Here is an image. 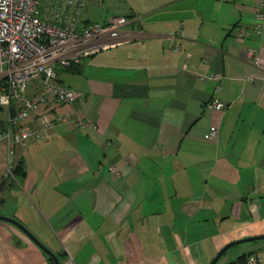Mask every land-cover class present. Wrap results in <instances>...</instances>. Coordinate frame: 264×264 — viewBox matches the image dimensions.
<instances>
[{
  "label": "crops",
  "instance_id": "0c3cea01",
  "mask_svg": "<svg viewBox=\"0 0 264 264\" xmlns=\"http://www.w3.org/2000/svg\"><path fill=\"white\" fill-rule=\"evenodd\" d=\"M258 3L123 0L115 8L110 0L112 11L98 21L127 17L130 39L81 58L78 71L60 69L59 80L79 97L50 111L89 117L97 127L54 124L45 138L19 147L26 175L14 178L0 143V214L26 225L61 264H208L229 242L264 235ZM238 26L246 28L243 38ZM251 47L260 65L246 59ZM209 72L221 77L197 76ZM214 98L225 108L210 107ZM214 125L218 137L210 136ZM110 164L122 174L114 176ZM249 252L264 262V238L232 245L216 264ZM0 264L53 263L20 227L0 219Z\"/></svg>",
  "mask_w": 264,
  "mask_h": 264
},
{
  "label": "built area",
  "instance_id": "2783aa9c",
  "mask_svg": "<svg viewBox=\"0 0 264 264\" xmlns=\"http://www.w3.org/2000/svg\"><path fill=\"white\" fill-rule=\"evenodd\" d=\"M90 0H0V106L5 121L0 129V143L7 152L6 175L15 177L16 154L19 147L43 139L45 132L59 122L87 125L96 128L89 117L50 111L54 104H70L77 100L76 89L59 80L56 65H69L100 50L118 46L130 39L125 33L129 19L114 16L108 21L89 20L84 16ZM256 27L264 26V0H259L255 15ZM244 26L235 29L243 38ZM246 59L260 65L259 53L247 48ZM199 79H219L215 72L198 73ZM257 78L248 75L245 80ZM215 109H224L219 98L209 102ZM37 123L29 121L33 110ZM218 126H212L210 136L218 137ZM109 170L118 177L122 174L116 164ZM247 264H264L258 254H251Z\"/></svg>",
  "mask_w": 264,
  "mask_h": 264
},
{
  "label": "water",
  "instance_id": "95a60500",
  "mask_svg": "<svg viewBox=\"0 0 264 264\" xmlns=\"http://www.w3.org/2000/svg\"><path fill=\"white\" fill-rule=\"evenodd\" d=\"M0 219H4L7 221H10L14 224H16L18 227H20L28 236H30V238L32 240H34V242H36L40 247H42V249L48 253V255L54 260L55 264H61L60 263V259L58 257V255L51 250L46 244H44L26 225H24L21 221H19L18 219L11 217V216H6V215H2L0 214ZM258 238H264V235H259V236H248V237H244L238 240H234L229 242L228 244L224 245L219 251L218 253L214 256V258L208 263V264H216V262L218 261V259L220 258V256L222 255V253L228 249L229 247H231L232 245H235L237 243H241L243 241H248V240H254V239H258Z\"/></svg>",
  "mask_w": 264,
  "mask_h": 264
},
{
  "label": "rangeland",
  "instance_id": "374dc122",
  "mask_svg": "<svg viewBox=\"0 0 264 264\" xmlns=\"http://www.w3.org/2000/svg\"><path fill=\"white\" fill-rule=\"evenodd\" d=\"M102 1L103 0H101L102 4H100V2L98 3V1H95L94 3L90 2L91 4H89V6L87 8L88 10L85 12L84 16L88 17L90 19H93V20H102V19H104V17H106V15H108L112 10L108 6V2L110 0H104L105 1L104 3ZM112 1H113L114 4L117 5L115 8H121V6L123 4V0H112ZM117 13H122V12L119 11ZM89 58H85V60H84V64H85L86 67L88 66V63L90 61ZM66 82L68 83L67 80H66ZM2 120H3V118H2ZM237 244H240V243H237ZM237 244H235V245H237Z\"/></svg>",
  "mask_w": 264,
  "mask_h": 264
},
{
  "label": "trees",
  "instance_id": "16d2710c",
  "mask_svg": "<svg viewBox=\"0 0 264 264\" xmlns=\"http://www.w3.org/2000/svg\"><path fill=\"white\" fill-rule=\"evenodd\" d=\"M79 61H74V62H71L69 65H56V70L57 72H59L60 69L64 68V69H69V70H75V71H78L79 70ZM1 111H2V107L0 106V129H2L4 127V124H5V121L2 120V116H1ZM14 173H15V176L16 175H20V176H25L26 175V170H25V165H24V161L23 160H19L17 162V165L14 169ZM251 254H256L255 252H249V253H244V254H241L240 256H238V258L232 262H230L229 264H233L234 262H237V261H240V262H246L247 258L249 255ZM51 261L53 264L54 263V260L50 257Z\"/></svg>",
  "mask_w": 264,
  "mask_h": 264
}]
</instances>
